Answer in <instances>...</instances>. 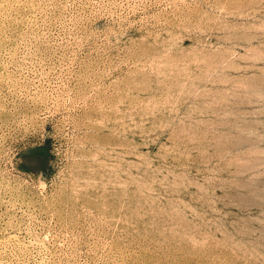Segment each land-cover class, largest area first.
Listing matches in <instances>:
<instances>
[{
    "label": "rangeland",
    "instance_id": "374dc122",
    "mask_svg": "<svg viewBox=\"0 0 264 264\" xmlns=\"http://www.w3.org/2000/svg\"><path fill=\"white\" fill-rule=\"evenodd\" d=\"M0 264H264V0H0Z\"/></svg>",
    "mask_w": 264,
    "mask_h": 264
}]
</instances>
